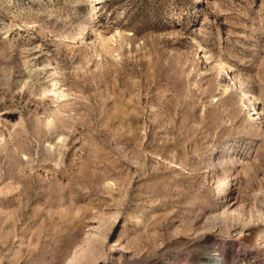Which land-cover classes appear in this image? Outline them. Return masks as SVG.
<instances>
[{"label":"rangeland","instance_id":"obj_1","mask_svg":"<svg viewBox=\"0 0 264 264\" xmlns=\"http://www.w3.org/2000/svg\"><path fill=\"white\" fill-rule=\"evenodd\" d=\"M256 237L264 0H0V264H264Z\"/></svg>","mask_w":264,"mask_h":264},{"label":"bare ground","instance_id":"obj_2","mask_svg":"<svg viewBox=\"0 0 264 264\" xmlns=\"http://www.w3.org/2000/svg\"><path fill=\"white\" fill-rule=\"evenodd\" d=\"M200 2V1H199ZM10 31V27L8 28V32ZM17 36H18V34H17ZM60 37V36H59ZM61 37L65 40V42H68V43H73V42H76V41H79V36L77 37V36H75V35H68V34H65V35H61ZM60 37V38H61ZM61 38V39H62ZM80 43V42H79ZM201 51V52H200ZM199 52L201 53V55H203V57H205L206 59H209L210 57H211V55H210V53L208 52V51H206L205 50V48H203V46L201 45V44H199ZM207 61V60H206ZM216 65H215V68H221V69H223L224 71H226V72H228L227 71V69H226V65L222 62V60L220 59V58H218V59H216ZM230 77H231V75L230 74H228ZM233 79V78H232ZM54 82V81H53ZM52 82V87H54L56 84H55V82L53 83ZM49 92L50 91H57L56 89H51V90H48ZM59 91V90H58ZM59 94V92L57 93V92H55V95H58ZM64 95H65V93H64ZM242 98L244 99V100H247L248 101V105H247V103H245L246 105H247V109L249 110V114H248V116L249 117H256V119H259V115H260V113H261V110L260 109H258L257 107H256V102H255V100L253 99V96H252V94H250V92L249 91H246V92H244L243 93V95H242ZM246 102V101H245ZM261 116V115H260ZM258 117V118H257ZM49 122H50V120H49ZM213 151H215V149H213ZM231 177V176H230ZM229 180V179H228ZM220 193V195H221V191L219 192ZM254 250H255V252H256V254L257 253H259L260 252V250H262L263 248H264V244L261 242V240H259L257 237H256V240H255V244H254ZM213 251H217V249L216 250H213ZM222 251H224V249H222ZM193 253L195 252V254H196V252H198V251H192ZM217 255H219V252H216V253H212V256H217ZM221 256H222V254H221ZM259 256V255H258ZM179 257L178 258H173V259H171V260H167L164 264H180L179 263ZM198 260V263L197 264H204V262L205 261H201V259H197ZM221 262H223V258L221 257V259H219ZM255 261V260H254Z\"/></svg>","mask_w":264,"mask_h":264},{"label":"built area","instance_id":"obj_3","mask_svg":"<svg viewBox=\"0 0 264 264\" xmlns=\"http://www.w3.org/2000/svg\"><path fill=\"white\" fill-rule=\"evenodd\" d=\"M217 252H219V255H217V256L215 257L216 259H218V258L221 256V253H222L221 251H217ZM218 261H219V260H218ZM204 264H210V263H209V262H204Z\"/></svg>","mask_w":264,"mask_h":264}]
</instances>
